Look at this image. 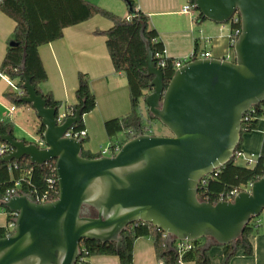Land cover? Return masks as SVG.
<instances>
[{"label":"water","instance_id":"95a60500","mask_svg":"<svg viewBox=\"0 0 264 264\" xmlns=\"http://www.w3.org/2000/svg\"><path fill=\"white\" fill-rule=\"evenodd\" d=\"M194 7L216 24L239 15L241 34L232 60H191L166 89L146 42L152 81L144 103L169 137L140 129L115 155L84 158V140L68 136L82 122V111L60 124L59 110L48 107L22 68L21 102L45 127L42 145L0 136L11 148L0 164L28 158L43 168L54 161L59 194L46 204L23 192L0 203L17 215L13 233L0 238V264H76L82 241L115 243L120 250L123 232L136 223L164 232L169 248L201 239L203 252L236 248L245 228L264 213V176L233 201L209 203L199 195L202 180L234 159L245 114L264 102V0H194Z\"/></svg>","mask_w":264,"mask_h":264},{"label":"trees","instance_id":"16d2710c","mask_svg":"<svg viewBox=\"0 0 264 264\" xmlns=\"http://www.w3.org/2000/svg\"><path fill=\"white\" fill-rule=\"evenodd\" d=\"M123 1L129 8L128 18L116 15L88 0H0L2 12L16 23L6 56L0 67L1 74L15 82L17 89L22 90L24 83L22 68L25 67L32 85L48 100V107L59 110L61 103L56 101L51 94L45 95L40 90L41 84L46 82L48 77L39 55V48L63 38L65 29L87 22L95 16H101L109 20L112 26L106 31L97 30L95 33L106 38L107 50L115 71L122 73L127 79L131 101L129 114L107 121L105 130L110 138L125 133L127 137L125 143L132 140L140 129L146 133V129L154 121L150 118L144 103L151 91L152 81L151 77L146 76V42L151 48L155 62L159 61L157 56L162 55L165 49L159 40L158 33L150 27L149 17L138 8L137 3L134 0ZM190 5L196 11L194 0H190ZM198 20L206 21L201 14ZM230 24L232 31L241 29L240 23ZM11 43L15 44L11 45ZM161 70L166 89L175 73L173 59H166V66ZM75 95L77 102L68 109L67 114L73 116L78 110L82 111V122L75 126L72 133L80 135L85 132L84 116L92 113L97 106V99L92 92L90 78L87 74H78V88ZM6 96L16 106H30L21 102L25 93L21 95L12 88ZM142 104L146 107L147 117H144L141 111ZM262 118H264V102L254 106L245 114L241 137L243 134L256 131ZM44 131L45 127L41 125L37 131L40 138ZM7 134L14 135V126L12 123L0 120V136ZM85 141L86 139L84 143ZM125 143L113 145L110 148L111 154L115 155ZM240 153L241 141L234 159L213 175L202 180L199 195L204 201L209 203L220 200L233 201L236 194L247 191L252 183L264 176V142L261 154L253 167L240 166L236 163L237 155ZM83 157L96 159L102 155H92L85 151ZM54 174V161L43 168L32 165L28 158L18 164H0V203L9 198L13 190H19L34 197L44 194L49 189L47 180ZM57 197L58 194L54 196V199ZM4 211L7 214L8 225L0 227V238L13 233L8 226L16 219L14 213L7 209ZM252 221L245 228L236 248L232 245L221 247L224 251L222 264H230L239 252H243L247 257L253 256L250 237L257 233L258 227L253 226ZM122 238L123 246L120 250H117L115 243L101 244L84 240L80 244L81 256L88 260L97 256H115L120 259L121 264H133L136 241L149 238L154 243L156 257L165 264L186 262L211 264L209 249L203 252L206 246L204 239L193 241L192 249L180 257L174 245L172 248L168 247L165 233L148 223H136L129 226L123 232Z\"/></svg>","mask_w":264,"mask_h":264},{"label":"crops","instance_id":"0c3cea01","mask_svg":"<svg viewBox=\"0 0 264 264\" xmlns=\"http://www.w3.org/2000/svg\"><path fill=\"white\" fill-rule=\"evenodd\" d=\"M108 11L124 18L129 17L127 4L118 0H88ZM138 8L149 17V24L164 45L168 59H189L195 52H210L213 58L232 60L234 52L231 45L232 26L216 24L211 21L198 20L199 12L191 10L183 13V8L190 5V0H134ZM112 23L101 16H95L87 22L67 28L63 38L39 48V55L47 73V81L41 84L43 94H51L61 103L59 112L66 114L76 104L78 74H87L90 78L92 92L97 99L96 109L84 116L86 141L84 152L101 155L113 145L122 144L125 139L118 135L110 138L105 130V123L111 119L121 118L131 110L130 92L126 77L114 69L106 46V38L97 35V30L106 31ZM16 23L0 9V67L6 56L10 38ZM0 72V120L12 123L14 137L27 143H39L37 134L41 121L31 106H16L6 96L8 92H19L15 82ZM16 88V89H15ZM20 93V92H19ZM142 104L141 111L144 117ZM14 109V110H13ZM150 129L151 126L149 125ZM264 142V118L260 120L256 131L243 134L241 153L236 163L253 167L261 154ZM111 155V154H110ZM0 227H7V214L0 206ZM257 233L250 237L253 256L247 257L243 252L231 260L230 264H264V213L256 218ZM206 244V240H205ZM206 247V246H205ZM223 248H209L211 264L223 263ZM89 264H121L115 256H97ZM133 264H165L156 257L154 243L149 238L136 241ZM182 264H196L186 262Z\"/></svg>","mask_w":264,"mask_h":264},{"label":"built area","instance_id":"2783aa9c","mask_svg":"<svg viewBox=\"0 0 264 264\" xmlns=\"http://www.w3.org/2000/svg\"><path fill=\"white\" fill-rule=\"evenodd\" d=\"M192 9L193 8L191 7V5H187V6H185L183 8L182 12L183 13H189ZM230 23H233V24L234 23L235 24L240 23L239 15H235L232 18ZM240 34H241V29H237V30L233 31V33L231 35V45L232 46L235 44V42L238 39V37L240 36ZM211 58H213V57H212V54L210 52H202V53L193 55L189 59H174L173 60L174 70L176 72L177 70L181 69L184 65H186L188 62H190L191 60H194V59H211ZM157 59L159 60L158 62H156L157 67H159L160 69L164 68L166 66V59H168L165 56V52L162 55L157 56ZM11 83H13V82H11ZM19 92H20L21 95L24 93L22 90H20ZM67 113H69V111H67ZM67 113L66 114L59 113L57 118H58V121H59L60 124L63 123L67 117L72 116V115L68 116ZM144 134L153 135L152 134V130L150 129V127H148L146 129V133H144ZM68 136L76 137V138L83 139V140H85L87 138L86 132H82L80 135H73L72 133L69 132ZM38 144L42 145V142L39 141ZM10 152H11V148L7 144L0 143V158L6 156ZM110 154H111L110 150H104V151L101 152L102 156H112V154L111 155ZM47 184L49 186V189L44 194L35 197L37 203H39V204H46V203H49V202H53V201H55L58 198L57 197L56 199H54V196L56 194H59V187L57 188L58 179H57V175H56V170H55V174L53 175V177H51V178H49L47 180ZM249 188H250V186H249ZM17 193H21V191H19V190L11 191V196L10 197H12L13 195H15ZM9 198H7L6 200H8ZM6 200H4V201H6ZM220 201H222V200H220ZM16 217H17V215H16ZM252 224L256 228L259 225L256 222V219L252 221ZM14 227H15V223H12V224H9L8 229L10 231H12V230L14 231ZM165 237H167L166 234H165ZM174 246H175V249H176L178 255L181 257L186 252H189L192 249V242H189V241H175ZM76 264H89V260L82 258V256L80 255V257H79V259H78Z\"/></svg>","mask_w":264,"mask_h":264},{"label":"rangeland","instance_id":"374dc122","mask_svg":"<svg viewBox=\"0 0 264 264\" xmlns=\"http://www.w3.org/2000/svg\"><path fill=\"white\" fill-rule=\"evenodd\" d=\"M120 1V3H125L123 0H118ZM126 4V3H125ZM104 8V7H103ZM112 12V11H111ZM114 13V12H113ZM144 109V114H147V111ZM151 126V130H152V134L156 135V136H162V137H169L171 136L170 132L167 130V128H165L162 124H160L158 121H152L150 123ZM119 139H125V135L123 134H118ZM240 166H242V164L240 163V161L238 162ZM1 210V209H0Z\"/></svg>","mask_w":264,"mask_h":264}]
</instances>
